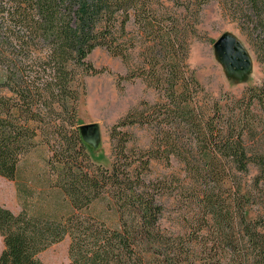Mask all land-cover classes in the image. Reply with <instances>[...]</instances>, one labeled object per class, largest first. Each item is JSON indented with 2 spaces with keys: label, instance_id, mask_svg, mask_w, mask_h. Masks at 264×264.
<instances>
[{
  "label": "trees",
  "instance_id": "trees-1",
  "mask_svg": "<svg viewBox=\"0 0 264 264\" xmlns=\"http://www.w3.org/2000/svg\"><path fill=\"white\" fill-rule=\"evenodd\" d=\"M207 1L185 5L183 0L180 6L198 12ZM220 1L244 19L264 61V0ZM157 2L0 0V65L7 70L2 84L11 94H0V175L17 179L20 158L40 133L51 152L47 166L56 176L46 177L50 185L40 179L53 195L39 212L15 213L0 204V264H45L39 254L64 237L68 264H264V202H255L257 194L264 196V85L249 86L234 99L237 110L226 116L217 102L198 100L196 89L193 101L184 97L191 85L179 66H164L172 77L166 83L156 62L142 63V74L156 87L168 84L167 100L155 107L159 141L152 155L166 160L174 155L184 165L192 181L189 200L198 209L199 224L190 220L191 232L162 226V185L134 172L136 161L126 153L129 139L121 131L113 153L118 156L109 167L90 159L79 131L76 69L96 72L86 60L96 47L123 60L131 49L148 56L159 47L163 61H182L178 46L187 40V25L168 10L165 21ZM130 22L147 41L129 37ZM192 84L198 86L194 79ZM127 124L126 119L115 124L112 137ZM150 157L140 166L147 168ZM251 167L255 174L247 182ZM98 205L108 209L111 223L91 211Z\"/></svg>",
  "mask_w": 264,
  "mask_h": 264
},
{
  "label": "rangeland",
  "instance_id": "rangeland-1",
  "mask_svg": "<svg viewBox=\"0 0 264 264\" xmlns=\"http://www.w3.org/2000/svg\"><path fill=\"white\" fill-rule=\"evenodd\" d=\"M157 1L156 7L160 9V15H163L165 21L164 11L168 10L175 17L179 15L187 25V40L184 41L183 46H178L182 53L180 56L182 61L173 64L163 61L165 52L159 47H156L153 53H148V56L141 48L131 49L128 60L112 55L104 47H96L86 57L96 72H86L82 68L76 69L75 86L80 92L77 118L79 125L97 124V135L91 141H85L90 159L95 164L109 167L115 156H118L113 154L115 140L121 137L117 131H121L122 135L128 137L126 153L136 161L132 163L134 172L137 171L145 181H152L157 185L156 187L160 185L163 187L159 189L162 193L160 199L165 204L161 219L162 226L165 230L176 233L184 229L191 232L190 220H194L196 226L199 224V221L195 220L198 219L196 218L198 209L196 204L189 200L191 192L188 186L192 181L184 165L174 155H170L168 160L152 155L159 141V128L156 127L158 123L156 121L160 118L156 116L157 108L155 107L158 103L167 100V96L163 93L168 84H164V88L156 87L153 81L142 74L144 73L142 63L145 64L148 60L156 62L155 66L166 83L172 78L171 75L166 74V68L174 65L178 70L179 66L178 71L185 75L184 82L188 83L189 87L191 85V89L184 97H189L193 101L196 97L193 89H196L200 91L198 100L204 102L207 99L210 103L217 102L226 110L225 115L228 116L231 108L237 110L234 99L240 98L249 86L264 85V61L259 59L251 29L244 19L233 8L223 6L220 0H208L198 12L191 7L188 10L183 9L180 6L183 0ZM185 1V5H190L192 0ZM127 29L132 33L129 35L132 39L140 43L147 41L145 33L137 31L131 22ZM224 33L235 36L241 42L250 59L247 69L229 68L217 57L213 43ZM157 60L162 61L158 63ZM6 74V68L0 65L2 96L11 95L8 86L2 84L6 80ZM193 79L198 86H193ZM255 113L260 115L258 106H255ZM122 119H126L128 124L118 126L112 137V127ZM41 139L42 136L39 133L35 138V146L20 158V173L17 179H8L0 175V204L15 213L22 210L39 212L43 209L47 198L53 195V190H49L47 186L43 187V181L40 180L43 179L47 185H50L46 182V177L49 181L56 177L47 166V159L51 156V152ZM262 139L261 147L264 152V135ZM150 155L148 167L140 166V161L146 160ZM254 174L255 169L251 167L250 174L244 177V180L248 182ZM33 178L38 180L35 184ZM177 179L184 182L183 188H179L181 181ZM255 202H264V196L257 194ZM252 206L247 211L248 218L254 215L255 204ZM107 210L101 205L91 207V211L102 213L107 223H111L112 217L108 216ZM191 236L194 237L195 234ZM68 242V237H64L61 241L49 245L39 254L40 258L45 264H68ZM2 247L0 237V252Z\"/></svg>",
  "mask_w": 264,
  "mask_h": 264
},
{
  "label": "water",
  "instance_id": "water-1",
  "mask_svg": "<svg viewBox=\"0 0 264 264\" xmlns=\"http://www.w3.org/2000/svg\"><path fill=\"white\" fill-rule=\"evenodd\" d=\"M213 47L217 57L225 66L235 67L237 70L249 67V55L235 36L224 33L213 43ZM79 131L83 140L88 142L97 135L98 127L95 123L82 124L79 125Z\"/></svg>",
  "mask_w": 264,
  "mask_h": 264
}]
</instances>
